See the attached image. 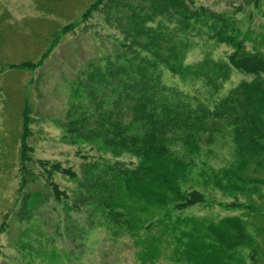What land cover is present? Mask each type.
Listing matches in <instances>:
<instances>
[{"label": "trees", "instance_id": "16d2710c", "mask_svg": "<svg viewBox=\"0 0 264 264\" xmlns=\"http://www.w3.org/2000/svg\"><path fill=\"white\" fill-rule=\"evenodd\" d=\"M244 1L261 7L262 0ZM244 10L243 5L216 10L197 5L196 0L91 2L83 19L100 13L121 38L114 54L90 61L82 72L68 120L61 126L62 141L76 146L82 163L77 170L32 155L28 143L32 111L27 102L19 152L20 216L29 217L44 199L40 191L28 188L39 184L64 204L67 215L74 211L85 216L84 226L75 224L85 236L97 228L114 237L131 236L146 248L144 264L155 263L164 235L178 245L187 237L184 245L189 246L190 258L197 257L198 263L205 264H217L223 252L254 245V235L238 216L207 223L204 218L196 221V216L180 215L211 202L197 183L233 196L227 204L230 208L254 209L240 202L239 194L264 196V178L247 173L252 162L264 167V52L247 48L249 35L237 16ZM73 26L69 24L63 31ZM204 35L231 51L218 59L206 55L186 63L187 53L197 44L194 37ZM47 55L39 62L25 61L12 67L36 68ZM233 71L251 79L239 81L218 97ZM165 72L194 88L187 91L168 83ZM197 81L205 88L206 97H202ZM220 141L232 143L235 161L222 168L206 160L200 165L196 158L202 146ZM56 175L74 185L62 188ZM156 228L161 229L159 236L153 235Z\"/></svg>", "mask_w": 264, "mask_h": 264}, {"label": "rangeland", "instance_id": "374dc122", "mask_svg": "<svg viewBox=\"0 0 264 264\" xmlns=\"http://www.w3.org/2000/svg\"><path fill=\"white\" fill-rule=\"evenodd\" d=\"M93 1L0 0V264H144L146 248L129 235L114 237L104 228H97L87 236L81 233L75 224L84 226L85 216L74 211L67 215L64 204L53 198L48 187L39 184L28 187L44 195L29 217L20 216L23 200L17 201L22 119L27 102L32 111L28 139L32 155L80 169L82 161L76 155V146L62 141L61 126L68 120L70 102L74 100L73 92L84 75L82 72L88 69L90 61L114 54L121 38L116 29L105 24L100 13L83 19V12ZM196 4L216 10H235L236 6L243 5L244 12L237 16L242 19V30L249 35L247 48L264 52V0L260 8L244 0H196ZM69 24H73V28L64 32ZM194 39L197 44L187 53L186 63H195L206 55L218 59L231 51L229 46L216 44L206 35ZM45 53L48 55L36 68L12 67L25 61L39 62ZM164 78L187 91L194 88L171 73L165 72ZM243 79H251V76L233 71L218 97ZM196 84L204 92L202 97H206L202 83L197 81ZM234 158L232 143L220 141L203 145L196 160L200 165L201 160H206L222 168L234 162ZM247 173L264 178V167L252 162ZM193 176L201 181L197 172ZM55 178L62 188L74 185L62 175ZM197 185L211 202L188 208L181 216H196V221L204 218L207 223L209 219L218 222L238 216L255 237L252 246L223 252L217 264H264V196L239 194V201L254 209L230 208L227 204L235 199L233 196L214 186ZM261 193H264V185ZM160 234V228L154 229V236ZM168 237L161 238L163 242L155 263L147 264H205L198 263L197 257L190 258L189 246L184 245L187 237L179 245Z\"/></svg>", "mask_w": 264, "mask_h": 264}]
</instances>
